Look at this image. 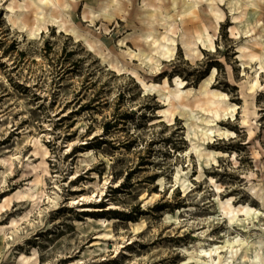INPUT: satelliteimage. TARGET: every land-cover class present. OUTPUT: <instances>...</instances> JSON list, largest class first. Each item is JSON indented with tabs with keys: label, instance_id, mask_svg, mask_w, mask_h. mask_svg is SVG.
<instances>
[{
	"label": "rangeland",
	"instance_id": "374dc122",
	"mask_svg": "<svg viewBox=\"0 0 264 264\" xmlns=\"http://www.w3.org/2000/svg\"><path fill=\"white\" fill-rule=\"evenodd\" d=\"M195 1L0 0V264H221L264 210V0Z\"/></svg>",
	"mask_w": 264,
	"mask_h": 264
},
{
	"label": "bare ground",
	"instance_id": "6f19581e",
	"mask_svg": "<svg viewBox=\"0 0 264 264\" xmlns=\"http://www.w3.org/2000/svg\"><path fill=\"white\" fill-rule=\"evenodd\" d=\"M28 1H29V4L31 6H34L35 9L37 10L38 20H43L45 18V14H44L45 12L43 11L44 7L50 8V6H54L53 4L54 0H44V1L28 0ZM202 1L203 0H196L195 2L188 3L185 9V12H187V15H191L192 9L201 5L200 3H202ZM213 1L214 0H206V2H208L206 4V7L209 9L210 13L214 11V8L212 5ZM46 17L48 21L51 23L57 22L56 21L57 17L52 16L51 13H48ZM170 43H174V40L171 39ZM153 44L156 45L157 44L156 41H154ZM89 47L92 48V46H89ZM163 48L165 52L167 53L169 52V49L167 47H163ZM144 60L147 61L148 63H152L153 61L152 57L148 55L144 56ZM214 72L215 70L212 72L211 78L213 77ZM143 86L145 88H156V86L153 84L150 86L143 84ZM163 86L166 90H168L167 81H164ZM206 86H208V82L205 83V87ZM182 89H184V87L182 86V82L179 81L176 84V90L173 93H170L169 91H167L169 94L166 100L169 104V108L165 112H163L166 117H167V114L170 115V107H172V102L175 99L180 100L183 97L184 94L181 91ZM182 112H186V111L182 109ZM211 134H212V131L210 129H207L201 132L202 140L204 138H207ZM197 153H198L199 159H202L203 157L202 153L200 151H197ZM257 155L258 154L256 152L253 153L254 158H256ZM207 157H208L207 160H209V158L213 156L209 154L207 155ZM185 182H186V179L183 180V184ZM217 189L219 188L217 187ZM6 204L7 205L10 204V202H6ZM220 206L224 214L226 215L228 223L231 225V227L235 229L236 231L242 233V236H243V238H238L234 241H229V240L225 241V245L230 250L228 252V257L225 260L221 261V264H247V262L250 260L253 264H260L262 262V256L259 254L257 248L250 243V240L253 237H255L256 233H258L259 231L253 228L249 229L248 231H244V229H246V226L251 225L253 221L259 222L261 226L264 227V210L263 209L255 210L249 206H243V207H239L235 209L233 208V204L229 200H226L225 202L221 203ZM4 208H5V205L0 206V210ZM12 226H16L15 220L11 222V225L9 228H11ZM209 264H212V263H209Z\"/></svg>",
	"mask_w": 264,
	"mask_h": 264
}]
</instances>
